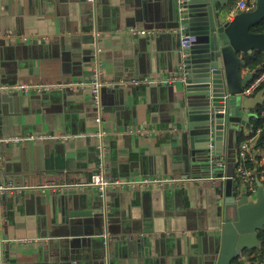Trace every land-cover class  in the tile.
Here are the masks:
<instances>
[{
    "label": "crops",
    "instance_id": "0c3cea01",
    "mask_svg": "<svg viewBox=\"0 0 264 264\" xmlns=\"http://www.w3.org/2000/svg\"><path fill=\"white\" fill-rule=\"evenodd\" d=\"M238 1L228 3L229 19ZM175 23L171 0H0V182L20 186L0 193L1 264H48L56 250H83L92 237L109 251L96 259L98 248L89 244L87 264H208L215 257L219 181L186 176L188 112L175 83L120 82L180 77ZM94 71L113 82L98 102L90 85L41 93L1 88L88 80ZM260 131L249 156L264 183ZM15 135L25 139L5 142ZM224 161L245 190L238 156ZM100 163L111 178L172 180L109 187L108 218L70 214L101 203L87 184Z\"/></svg>",
    "mask_w": 264,
    "mask_h": 264
},
{
    "label": "water",
    "instance_id": "95a60500",
    "mask_svg": "<svg viewBox=\"0 0 264 264\" xmlns=\"http://www.w3.org/2000/svg\"><path fill=\"white\" fill-rule=\"evenodd\" d=\"M230 1L171 0L176 27L183 24L195 36L192 45L182 51L180 78L175 82L180 101L188 112L184 134L189 145L186 176L219 181L215 189L221 198L218 210L222 223L215 257L208 264H232L243 251L261 244L259 231L264 229V183L257 178L256 192L249 195L242 191L234 174L225 170L224 161V156H233V152L238 156V132L251 126L255 114L250 111L264 102V88L254 95L241 93L253 75L242 74L240 57L246 58L255 50L264 52V32L251 30L264 19V0H255L253 8L239 10L232 19L228 16ZM96 191L99 206L70 214L108 218V190ZM97 243L92 237L84 242L83 250L75 247L66 252L56 250L48 264H87L89 244L98 248L94 258L103 260L109 246L100 247Z\"/></svg>",
    "mask_w": 264,
    "mask_h": 264
},
{
    "label": "built area",
    "instance_id": "2783aa9c",
    "mask_svg": "<svg viewBox=\"0 0 264 264\" xmlns=\"http://www.w3.org/2000/svg\"><path fill=\"white\" fill-rule=\"evenodd\" d=\"M255 6V0H239L234 11H238L241 9L249 10ZM180 32H181V50H185L188 47H190L195 40V36L188 32L185 25L180 26ZM132 34H143L147 35L150 33V31L146 29H137V28H131ZM242 60V70L243 73L246 74H252V79L247 84L246 87L243 88L242 94L243 95H254L261 83L264 82V70L257 72V69L255 67H252L248 64L247 58L240 56ZM257 72V73H256ZM99 72L94 71L88 80H80L76 79L73 81H70L68 83L66 82H60V83H53V84H46V83H39V82H18L14 84H6L2 85V89H6L9 91H17L20 93H41L44 91H49L54 88H65V87H80L84 88L86 86H91L92 92L94 95V98L96 101H99L100 98V91L101 88L105 85H110L113 83L109 80H103L99 76ZM180 77L175 76H167L162 79H156L152 77H144L143 79H132L130 81L128 80H120V82L124 84L131 83L133 85L139 86L141 83H175ZM96 121L98 123L102 122V117L97 116ZM131 132H134V130H130ZM136 132L142 133L143 131L141 129L135 130ZM105 131L102 129V131L98 132V136L102 137L104 135ZM32 138H45L46 135H37L31 136ZM253 136L246 137L244 140L240 142L238 145V160H239V166H238V175L241 178L245 190L249 193V195H254L257 189V171L256 169H253L251 167H245L242 164L240 165V161L243 162L249 155H250V149L251 144L253 142ZM25 138L15 135V136H9L5 138V142L8 143H18L23 141ZM172 180V178H144V179H125L121 180L119 178H111L108 177L105 172L103 171V163H100L99 170H96L95 173L92 175L91 180L87 183L89 186H92L96 188V190L100 191L101 193H104L109 187H119L123 188L129 185L137 186V185H147V186H163L165 183H169V181ZM177 180V179H176ZM20 187L18 184H15L14 182L9 183H1L0 182V193H5L7 191H13L14 189ZM263 264V263H262Z\"/></svg>",
    "mask_w": 264,
    "mask_h": 264
},
{
    "label": "trees",
    "instance_id": "16d2710c",
    "mask_svg": "<svg viewBox=\"0 0 264 264\" xmlns=\"http://www.w3.org/2000/svg\"><path fill=\"white\" fill-rule=\"evenodd\" d=\"M254 32H264V19L258 24L254 25L251 28ZM248 64L257 69V72L264 70V53L260 50H255L252 54L247 55ZM256 72V73H257ZM264 87V82L260 85L259 89ZM257 115L252 117L250 122L251 130L246 133L244 130L238 132V145L246 137L257 135L259 132V143L264 141V103L259 104L256 108ZM248 156L241 164L245 167L254 168L251 157ZM258 178H260L259 171H257ZM259 239L261 244L258 247L252 249H246L243 253L235 257L232 261V264H262L264 262V229L259 231Z\"/></svg>",
    "mask_w": 264,
    "mask_h": 264
},
{
    "label": "rangeland",
    "instance_id": "374dc122",
    "mask_svg": "<svg viewBox=\"0 0 264 264\" xmlns=\"http://www.w3.org/2000/svg\"><path fill=\"white\" fill-rule=\"evenodd\" d=\"M242 191H244V189H242Z\"/></svg>",
    "mask_w": 264,
    "mask_h": 264
},
{
    "label": "bare ground",
    "instance_id": "6f19581e",
    "mask_svg": "<svg viewBox=\"0 0 264 264\" xmlns=\"http://www.w3.org/2000/svg\"><path fill=\"white\" fill-rule=\"evenodd\" d=\"M262 84V83H261Z\"/></svg>",
    "mask_w": 264,
    "mask_h": 264
},
{
    "label": "flooded vegetation",
    "instance_id": "af4514ba",
    "mask_svg": "<svg viewBox=\"0 0 264 264\" xmlns=\"http://www.w3.org/2000/svg\"><path fill=\"white\" fill-rule=\"evenodd\" d=\"M238 148V147H237Z\"/></svg>",
    "mask_w": 264,
    "mask_h": 264
}]
</instances>
